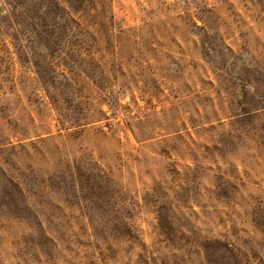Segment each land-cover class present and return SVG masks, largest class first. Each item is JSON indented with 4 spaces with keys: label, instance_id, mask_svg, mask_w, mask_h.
<instances>
[{
    "label": "rangeland",
    "instance_id": "374dc122",
    "mask_svg": "<svg viewBox=\"0 0 264 264\" xmlns=\"http://www.w3.org/2000/svg\"><path fill=\"white\" fill-rule=\"evenodd\" d=\"M89 3L0 0V264H264V0Z\"/></svg>",
    "mask_w": 264,
    "mask_h": 264
},
{
    "label": "trees",
    "instance_id": "16d2710c",
    "mask_svg": "<svg viewBox=\"0 0 264 264\" xmlns=\"http://www.w3.org/2000/svg\"><path fill=\"white\" fill-rule=\"evenodd\" d=\"M7 1L14 10V15H16L18 24L21 26L24 24L27 31L35 35L36 42L46 45L48 50L52 53L62 51L63 48L65 49L66 47H62L65 40L72 34H77V31L75 32L73 26H71L72 22L75 24V28L80 31L86 29L96 30V17L98 13L102 12L104 9L103 6H101L100 9L98 5L89 3L91 9L87 11L89 0ZM65 4H67L68 9ZM72 14L77 15V17L75 19L71 18ZM72 46H74V44H72ZM50 64H52L51 61ZM37 68L39 75L45 79L39 65H37ZM96 185L97 183L91 180L87 186L88 189L93 192L94 196L98 197L101 195V188L96 187Z\"/></svg>",
    "mask_w": 264,
    "mask_h": 264
}]
</instances>
